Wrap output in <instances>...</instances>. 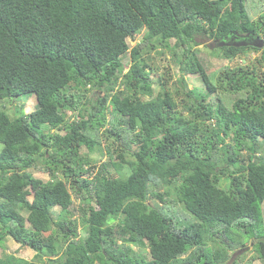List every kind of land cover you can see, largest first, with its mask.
I'll list each match as a JSON object with an SVG mask.
<instances>
[{
  "label": "trees",
  "instance_id": "obj_1",
  "mask_svg": "<svg viewBox=\"0 0 264 264\" xmlns=\"http://www.w3.org/2000/svg\"><path fill=\"white\" fill-rule=\"evenodd\" d=\"M249 1L0 0V100L36 99L0 111V247L10 237L34 251L0 264L264 260V46L256 65L228 66L264 36V0ZM197 37L213 39L212 57ZM157 46L179 66L174 89L143 57ZM102 137L109 158L96 165L80 148Z\"/></svg>",
  "mask_w": 264,
  "mask_h": 264
},
{
  "label": "rangeland",
  "instance_id": "obj_2",
  "mask_svg": "<svg viewBox=\"0 0 264 264\" xmlns=\"http://www.w3.org/2000/svg\"><path fill=\"white\" fill-rule=\"evenodd\" d=\"M249 2L252 5L255 4L253 3V0ZM261 8L264 10V4L261 5ZM142 33L135 35L133 38H127V42L130 48L135 46L139 42V40L142 38V35H143ZM258 38L264 40V36L262 35L258 36ZM195 41L197 42V45L194 47L199 52L207 53L210 55V57H212L210 50L216 47V43L213 42V39H207L205 37H197ZM171 42H173V40H171ZM208 44H210L211 46L208 47L207 46ZM261 48H259L258 50L246 49L245 51L238 53L229 62L228 66L230 68H235V67H251L252 65H256L258 63L257 59L260 57V54H261ZM146 50L147 48L143 47L142 49L143 57L146 58L148 64H150L153 67L158 68L159 72H156V73L164 74L167 71V69L168 71H170V74L172 76L171 88L174 89L177 85L176 78L179 77L180 71H179L178 64L173 60L172 51H169L161 46H157L156 48L149 49L148 52H146ZM175 52L179 53L180 51L176 50ZM208 60L213 61L212 59H208ZM122 61H123V64L125 65V68H127V66L130 63V56L128 52L122 56ZM206 67H207V70L211 72V74L213 75V78H216L218 76V68L210 67V66H206ZM125 68H124V71L126 70ZM146 69L149 70V68H146ZM155 76L156 75L153 74V77ZM185 79H186V85L188 86V89L192 87H203L200 77L196 74H187L185 75ZM95 93H96L95 89H89V92L87 94L89 95V97L94 99L96 98ZM35 104H36V99H35V96L33 95L21 96L19 99H13V98L7 97V98L0 100V111H4L8 115L14 116V115H19L21 113L29 112L30 110L34 108ZM87 105H89V103H87ZM70 113L71 112H69V114ZM101 131H103V128H101ZM61 133L63 132L61 131ZM106 143L107 142L105 140V137H102L101 144L98 150H96L93 153H88L87 149L84 146H82L80 148V153L83 155H88L90 158H93L94 164L100 165L102 162H107L109 158L107 149H106V147L109 148V146H107ZM1 148H2V143H0V150ZM107 166L110 172H112L113 169L111 165L108 164ZM31 170L35 177L41 178L43 180H47L49 178V174L42 167L41 161H37L36 165L32 167ZM223 183H225V180H222V184ZM173 197H175L174 192H172V194H170L167 197V199L171 200V198ZM28 198L31 199V196H28ZM73 201L75 204L79 203L78 198H73ZM148 201L152 205H154V202H156V200L153 197H149ZM92 203H93V200H92ZM166 206L169 207L170 209H177L178 204H170V202L167 201ZM262 207H263V217H264V203L262 204ZM52 212L54 214V218L57 217V215L59 214V207H54L52 209ZM75 213L76 212L70 215L71 219H77L76 218L77 214ZM79 231L82 235L83 232L81 231V229ZM252 242L253 241L250 239L249 245L246 249L248 250V254L251 253L250 248H251ZM9 253L29 259L34 254V251H32L29 248L27 249L26 247L19 246L17 242H15L12 238L8 237L0 247V256L4 254H9ZM241 253H244V252H241ZM243 255L244 257L241 256L240 263H248V260H247L248 255L246 253ZM251 262H252L251 264H264V260L261 261V259L251 260Z\"/></svg>",
  "mask_w": 264,
  "mask_h": 264
},
{
  "label": "water",
  "instance_id": "obj_3",
  "mask_svg": "<svg viewBox=\"0 0 264 264\" xmlns=\"http://www.w3.org/2000/svg\"><path fill=\"white\" fill-rule=\"evenodd\" d=\"M246 35H249V34H246ZM249 40H250V43L253 44L255 47L261 48L264 44V40L258 38V36H250ZM246 43L247 42L243 40V41L233 43V44L237 46V45H245Z\"/></svg>",
  "mask_w": 264,
  "mask_h": 264
},
{
  "label": "flooded vegetation",
  "instance_id": "obj_4",
  "mask_svg": "<svg viewBox=\"0 0 264 264\" xmlns=\"http://www.w3.org/2000/svg\"><path fill=\"white\" fill-rule=\"evenodd\" d=\"M229 39V42H231V43H237V42H240V39L238 40V39H236L235 37H230V38H228ZM243 41V40H242ZM228 43V42H227ZM236 46V45H235ZM238 46V45H237Z\"/></svg>",
  "mask_w": 264,
  "mask_h": 264
}]
</instances>
